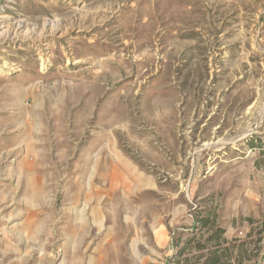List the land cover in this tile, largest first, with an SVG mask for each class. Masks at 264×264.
<instances>
[{
  "label": "rangeland",
  "instance_id": "obj_1",
  "mask_svg": "<svg viewBox=\"0 0 264 264\" xmlns=\"http://www.w3.org/2000/svg\"><path fill=\"white\" fill-rule=\"evenodd\" d=\"M214 253L264 264V0H0V264Z\"/></svg>",
  "mask_w": 264,
  "mask_h": 264
},
{
  "label": "trees",
  "instance_id": "obj_2",
  "mask_svg": "<svg viewBox=\"0 0 264 264\" xmlns=\"http://www.w3.org/2000/svg\"><path fill=\"white\" fill-rule=\"evenodd\" d=\"M199 222H200L199 225L202 226V227H204L206 225L207 220L205 218H202V219H200ZM218 258L219 257L216 255V253H214L213 256L208 257L206 259V261L204 262V264H218Z\"/></svg>",
  "mask_w": 264,
  "mask_h": 264
},
{
  "label": "bare ground",
  "instance_id": "obj_3",
  "mask_svg": "<svg viewBox=\"0 0 264 264\" xmlns=\"http://www.w3.org/2000/svg\"><path fill=\"white\" fill-rule=\"evenodd\" d=\"M41 58V57H40Z\"/></svg>",
  "mask_w": 264,
  "mask_h": 264
}]
</instances>
